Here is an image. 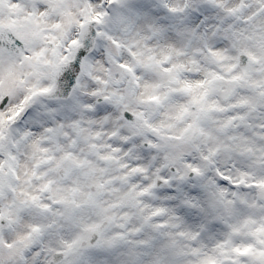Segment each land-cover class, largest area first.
<instances>
[{
  "label": "snow or ice",
  "instance_id": "6c2138e0",
  "mask_svg": "<svg viewBox=\"0 0 264 264\" xmlns=\"http://www.w3.org/2000/svg\"><path fill=\"white\" fill-rule=\"evenodd\" d=\"M0 264H264V0H0Z\"/></svg>",
  "mask_w": 264,
  "mask_h": 264
}]
</instances>
